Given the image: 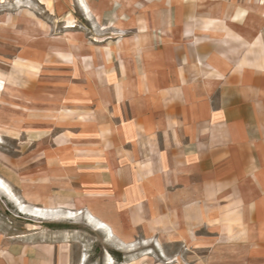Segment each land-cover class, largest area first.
I'll return each mask as SVG.
<instances>
[{
    "label": "crops",
    "instance_id": "crops-1",
    "mask_svg": "<svg viewBox=\"0 0 264 264\" xmlns=\"http://www.w3.org/2000/svg\"><path fill=\"white\" fill-rule=\"evenodd\" d=\"M181 7L173 36H137L127 69L90 61L91 78L73 89L74 128L59 129L41 164L58 183L74 180L99 221L199 248L192 264H264V1ZM0 264L81 257L30 240L0 245Z\"/></svg>",
    "mask_w": 264,
    "mask_h": 264
},
{
    "label": "rangeland",
    "instance_id": "rangeland-1",
    "mask_svg": "<svg viewBox=\"0 0 264 264\" xmlns=\"http://www.w3.org/2000/svg\"><path fill=\"white\" fill-rule=\"evenodd\" d=\"M179 1L184 0H0V179L28 207L76 215H24L0 191V245L54 240L75 249L81 264L201 262L205 254L199 248L144 238L137 223L103 222L106 228L97 229L83 199L75 197L74 180L58 183L41 164L43 153L60 143L59 129L74 128L73 89L91 78L90 61L110 57L114 69H127L141 32L171 37V22L183 21L176 11L202 2ZM154 22L162 29L151 28ZM140 23L147 29L138 28Z\"/></svg>",
    "mask_w": 264,
    "mask_h": 264
},
{
    "label": "bare ground",
    "instance_id": "bare-ground-1",
    "mask_svg": "<svg viewBox=\"0 0 264 264\" xmlns=\"http://www.w3.org/2000/svg\"><path fill=\"white\" fill-rule=\"evenodd\" d=\"M0 191L11 201L16 205L20 213L24 215H28L37 219H43V220H57V219H71L75 217V214H72L71 212H62L60 210L56 209H41L38 207H28L22 202H20L12 193L9 185L4 182L2 179H0ZM86 217L88 218L89 222L94 224L97 229H103L106 228L105 223L98 221L93 215L86 214Z\"/></svg>",
    "mask_w": 264,
    "mask_h": 264
}]
</instances>
